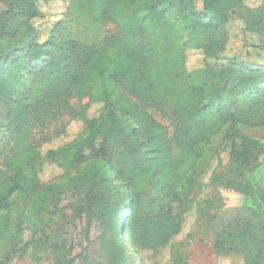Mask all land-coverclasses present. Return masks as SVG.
<instances>
[{
  "label": "trees",
  "instance_id": "1",
  "mask_svg": "<svg viewBox=\"0 0 264 264\" xmlns=\"http://www.w3.org/2000/svg\"><path fill=\"white\" fill-rule=\"evenodd\" d=\"M0 1V240L30 232L22 250L44 246L50 264H126L129 244L158 251L182 230L195 177L227 129L229 169L213 181L251 217L217 231L213 249L264 264V139L241 130L264 127V0H72L113 25L92 44L59 38L70 0ZM76 98L88 101L76 108ZM48 164L59 177L44 182ZM59 215L75 239H54ZM173 262L190 264L180 249Z\"/></svg>",
  "mask_w": 264,
  "mask_h": 264
},
{
  "label": "rangeland",
  "instance_id": "2",
  "mask_svg": "<svg viewBox=\"0 0 264 264\" xmlns=\"http://www.w3.org/2000/svg\"><path fill=\"white\" fill-rule=\"evenodd\" d=\"M248 2L257 4L258 1L248 0ZM4 6L5 3L0 1V9ZM66 7L70 8L71 13L62 20L61 29L58 34L62 40L75 39L85 44L97 43L103 39L108 31L113 29V25L109 23H95L91 21L72 0L66 2ZM258 23L264 34V2L258 14ZM189 65L193 68L202 65V59L199 57V54H190ZM87 101V98H76L72 100V103L76 108H80ZM6 113L7 106L4 103H0V133H4L5 131ZM65 119H68V116L64 117L63 121ZM54 129L55 127L51 125L43 132H39L37 137L40 139L45 135H52ZM241 130L264 139V127H248L242 128ZM77 131H74L73 134H76ZM226 131L227 129L213 137L212 145L214 148L205 156L201 170L198 172V176L195 177L196 184L193 186L190 195L191 208L183 214L182 230L173 240L158 251L142 248L135 253L129 244L127 246L129 255L126 264H175L173 262V253L176 249H180L184 253L190 264H244L242 258L239 256L218 257L213 249V238L217 231L225 228L235 218L244 220L251 217V214L247 210L236 208L239 203V196L236 192L228 189L219 191L213 181L215 175H222L229 169L230 147L225 138ZM58 173L59 170L57 168L48 164L41 178L44 182H48L58 178ZM152 197L153 192L149 189L144 196L146 212L155 211L153 210ZM68 202V196L63 195L60 208L65 207ZM20 210L18 207L16 212ZM175 211H178V204H175ZM64 212L67 215L71 213L69 209H65ZM125 212L126 210L120 212L117 221L118 224L121 223ZM61 220L62 215H59L56 218L54 239H75L76 236L74 237V234L78 233L77 230L72 229V226L61 227ZM30 236V232H25L15 243L10 240H0V262L3 261L5 264L52 263L54 256L49 254L44 246L40 245L41 247L37 250H33L32 248L26 252L22 250ZM80 247V244L77 242L76 251ZM98 247V244L91 246L90 249L93 255L99 254Z\"/></svg>",
  "mask_w": 264,
  "mask_h": 264
}]
</instances>
